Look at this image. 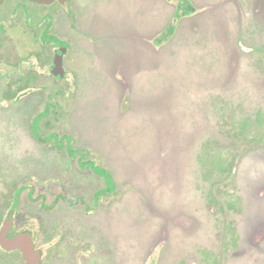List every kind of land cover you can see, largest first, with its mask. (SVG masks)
Returning <instances> with one entry per match:
<instances>
[{
    "label": "rangeland",
    "instance_id": "obj_1",
    "mask_svg": "<svg viewBox=\"0 0 264 264\" xmlns=\"http://www.w3.org/2000/svg\"><path fill=\"white\" fill-rule=\"evenodd\" d=\"M18 3L0 8V229L42 220L61 255L97 242L96 264H264V0H99L47 32L60 80L61 44L12 19ZM48 102L38 127L60 149L33 135ZM69 149L114 192L97 198L103 177Z\"/></svg>",
    "mask_w": 264,
    "mask_h": 264
},
{
    "label": "flooded vegetation",
    "instance_id": "obj_2",
    "mask_svg": "<svg viewBox=\"0 0 264 264\" xmlns=\"http://www.w3.org/2000/svg\"><path fill=\"white\" fill-rule=\"evenodd\" d=\"M30 3H34L38 5L39 7L41 6H47V8H50V11L46 13L44 16V12H39L37 16H30L29 14V7L24 4L21 0V3H18L16 7L13 8L12 14L13 15L11 18L14 19V15H17V17L21 18H35L33 20L37 26L43 24L45 21H47V24L44 28V34H43V39L42 42L46 43H55L53 40H49L50 38L56 39V41L61 44L58 45V48H64L66 46V43L63 41H60L54 34H51L47 36V32L49 30H53V28L57 29V20H78L83 18L84 14L89 15L90 11L86 10H91L92 5L99 2V0H52L48 3H38V2H33L32 0H25ZM5 0H0V8L4 5ZM40 10V9H39ZM29 15V16H27ZM49 19V21L47 20ZM35 25V26H36ZM4 24L0 23V29L4 28ZM30 29H34L33 27ZM56 44V43H55ZM64 46V47H63ZM56 53V52H55ZM66 56V55H65ZM65 58V57H64ZM55 59V55H54ZM53 59V61H54ZM52 75V74H51ZM54 78L55 76L52 75ZM56 79V78H55ZM96 197H95V203H96ZM35 220H32L33 223H35ZM17 220L16 218L14 219V226L10 231L9 237L13 238L17 234L22 233V232H31L33 236V241L35 243V246L37 250L40 252L41 257H40V262L39 264H96V259H98V262L101 261V250L99 249L100 246L97 245V242H95L93 239L91 241H87L86 239L83 241V243H79V241H76L75 238H68V241H71L70 247L68 245V249L70 250L66 254H60L59 252H55L51 250V247L54 248L56 246L55 241H58V239H54L51 242H45L42 240V238L45 236L47 239L49 238V229L48 227L44 225V221L41 220V224L43 226H40L39 224L37 226H32L31 228H27L26 226H18L17 225ZM67 241V240H66ZM76 241V242H75ZM88 242V244H87ZM67 244V243H66ZM0 249L4 251L5 253H12V252H18L22 260L24 261L25 264L27 262L25 261L22 253L19 250L15 251H7L4 250L1 246Z\"/></svg>",
    "mask_w": 264,
    "mask_h": 264
},
{
    "label": "water",
    "instance_id": "obj_3",
    "mask_svg": "<svg viewBox=\"0 0 264 264\" xmlns=\"http://www.w3.org/2000/svg\"><path fill=\"white\" fill-rule=\"evenodd\" d=\"M38 3H48L52 0H32ZM55 59L49 68V73L54 75L56 79L60 80L66 77V71L64 69V57L67 53V48L57 49L55 51ZM31 90H28L18 96V99L28 95ZM14 226V214L13 211L9 212L3 226L0 229V246L7 251L19 250L27 264H39L41 254L37 250L33 241L31 232H22L15 237L10 238L9 234Z\"/></svg>",
    "mask_w": 264,
    "mask_h": 264
},
{
    "label": "trees",
    "instance_id": "obj_4",
    "mask_svg": "<svg viewBox=\"0 0 264 264\" xmlns=\"http://www.w3.org/2000/svg\"><path fill=\"white\" fill-rule=\"evenodd\" d=\"M64 79V78H63ZM58 80V79H56ZM58 82V81H57ZM67 90L65 88L62 89V87H58L54 90V92L52 94H50L49 96V100L50 102H52V98L56 97V96H60L66 92ZM57 108V106H55V103H46L45 104V111H43L42 113H40L34 120H33V135L36 138L37 141H39L40 143H50V139L53 142L57 143V148L60 149L61 148V144L64 142V139L67 140V142H70V138L66 135H64L63 137H58L55 134H52L50 136H42L41 135V130L38 127V120L41 119L43 116H45L44 114L53 108ZM69 154L72 158L77 157L76 159L78 160V163L83 167V168H90L93 170V172L97 175H99V177H103V182H104V186L102 187L103 191L99 190V192L96 193L97 198L100 197H104L105 194H110L113 193L114 190L116 189V186L113 182V178L112 175L109 171L98 167L97 162H92L91 160H84V158H86V153H81L80 151H75V150H71L69 149ZM106 194V195H107Z\"/></svg>",
    "mask_w": 264,
    "mask_h": 264
}]
</instances>
